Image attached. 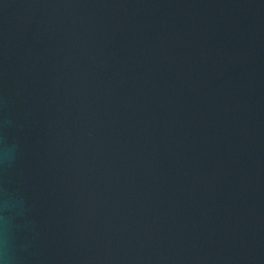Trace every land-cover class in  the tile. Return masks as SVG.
Returning a JSON list of instances; mask_svg holds the SVG:
<instances>
[{
  "label": "water",
  "instance_id": "1",
  "mask_svg": "<svg viewBox=\"0 0 264 264\" xmlns=\"http://www.w3.org/2000/svg\"><path fill=\"white\" fill-rule=\"evenodd\" d=\"M4 144L10 264H264V0H0Z\"/></svg>",
  "mask_w": 264,
  "mask_h": 264
},
{
  "label": "clouds",
  "instance_id": "2",
  "mask_svg": "<svg viewBox=\"0 0 264 264\" xmlns=\"http://www.w3.org/2000/svg\"><path fill=\"white\" fill-rule=\"evenodd\" d=\"M11 159V149L7 144L0 146V165H6ZM9 208V197L6 192H0V211L7 212ZM6 234V225L4 228ZM0 264H10L7 255L6 235L3 251H0Z\"/></svg>",
  "mask_w": 264,
  "mask_h": 264
}]
</instances>
